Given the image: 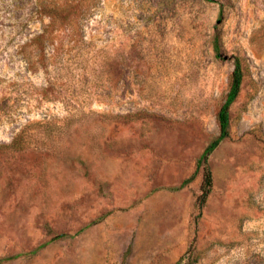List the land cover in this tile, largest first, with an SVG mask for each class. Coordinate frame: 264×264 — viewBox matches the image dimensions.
<instances>
[{
	"label": "rangeland",
	"instance_id": "rangeland-1",
	"mask_svg": "<svg viewBox=\"0 0 264 264\" xmlns=\"http://www.w3.org/2000/svg\"><path fill=\"white\" fill-rule=\"evenodd\" d=\"M57 1L0 0V264H264V0Z\"/></svg>",
	"mask_w": 264,
	"mask_h": 264
},
{
	"label": "trees",
	"instance_id": "trees-1",
	"mask_svg": "<svg viewBox=\"0 0 264 264\" xmlns=\"http://www.w3.org/2000/svg\"><path fill=\"white\" fill-rule=\"evenodd\" d=\"M76 2V7L80 10L81 15L83 17L89 15L92 11V1L93 0H78ZM206 2H211L212 0H204ZM33 5L35 9L39 10L38 13L44 17L47 16L52 21L60 19L59 17L67 10L68 7L73 5L61 3L57 0H33ZM89 13V14H88ZM217 42H215V45ZM217 51V47L214 48ZM245 76V67L243 66L242 58L236 57L234 59L233 70L229 76L227 92L225 99L219 108V111L216 116L217 124H218V136L214 138L203 150L201 155L199 156L196 162V170L194 174L187 180H185L181 187L189 183L194 175L197 173L200 167H202V185L200 188V195L196 199V205H203L210 194L212 188V175L208 166V158L214 152V150L223 142L228 139L229 131H230V108L238 98L243 79ZM22 143V135L21 133L16 135L9 147L11 148H19Z\"/></svg>",
	"mask_w": 264,
	"mask_h": 264
}]
</instances>
